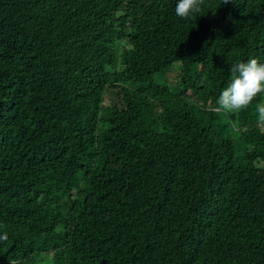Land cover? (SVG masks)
<instances>
[{
    "label": "trees",
    "instance_id": "1",
    "mask_svg": "<svg viewBox=\"0 0 264 264\" xmlns=\"http://www.w3.org/2000/svg\"><path fill=\"white\" fill-rule=\"evenodd\" d=\"M177 3L0 0V264H264V0Z\"/></svg>",
    "mask_w": 264,
    "mask_h": 264
},
{
    "label": "clouds",
    "instance_id": "2",
    "mask_svg": "<svg viewBox=\"0 0 264 264\" xmlns=\"http://www.w3.org/2000/svg\"><path fill=\"white\" fill-rule=\"evenodd\" d=\"M227 3L228 0H225ZM204 0H178L175 13L181 19H187L201 11ZM232 76L228 86L222 89L215 101L217 112H237L247 109L258 94H264V63L251 58L247 62L234 63L230 67ZM257 124L264 126V102L258 103L255 109ZM5 233L0 241H7Z\"/></svg>",
    "mask_w": 264,
    "mask_h": 264
},
{
    "label": "rangeland",
    "instance_id": "3",
    "mask_svg": "<svg viewBox=\"0 0 264 264\" xmlns=\"http://www.w3.org/2000/svg\"><path fill=\"white\" fill-rule=\"evenodd\" d=\"M107 99H109V100H110V99H111V100H116L117 98H116V96H113V95H112V96H111V95H108V96H107Z\"/></svg>",
    "mask_w": 264,
    "mask_h": 264
}]
</instances>
